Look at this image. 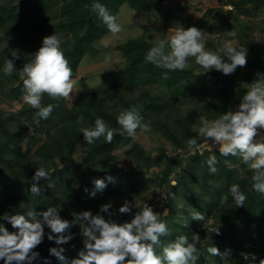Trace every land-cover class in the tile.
I'll list each match as a JSON object with an SVG mask.
<instances>
[{"label":"trees","instance_id":"trees-1","mask_svg":"<svg viewBox=\"0 0 264 264\" xmlns=\"http://www.w3.org/2000/svg\"><path fill=\"white\" fill-rule=\"evenodd\" d=\"M32 1H18L19 3L10 9H5L4 5L0 4V22L5 23L13 15L15 23H17L16 19L23 8L28 13L37 10L31 9ZM61 1L60 7L67 18L66 21L59 24L71 25L72 27L71 39L61 47L74 74L86 48L108 31L107 26L97 14L90 10L93 3L98 2L104 5L114 16L123 4H129L138 11H153L160 7L163 0ZM227 1L233 5L238 3L236 0ZM22 22L23 30L29 31L30 28L27 26L31 24L26 23V20ZM23 37L27 38L24 34ZM150 48L151 45L143 40L128 41L123 44L122 50L127 58V64L124 68L114 71L113 74L117 77H125L131 86H136L138 83L142 85L152 82L158 83L165 87V97L162 98L161 95L151 96L149 92H142L136 98L133 97L125 101L126 109L139 106V114L143 118V123H148V120L151 121L156 130L172 143L174 149L188 150L186 142L190 138L197 139L199 146L205 138L199 135L194 126L200 118L196 112V106H190L185 113H182L176 104L178 97L186 98L189 93L193 94L196 81L193 70L168 72L169 78L167 80L162 79L163 74L167 72L166 69L145 63V56ZM32 59L33 57L27 61L30 62ZM5 61V56L0 54V66ZM236 73V79L223 77L216 72L211 73L217 81L229 87L233 86V90L223 93L219 100L211 104V109L204 116L206 119H217L220 114L237 109L239 103L236 106V101L233 103L232 97L235 95L243 97L248 90L241 85L240 71ZM22 89L23 87L20 86L12 89V92L18 96ZM111 100L110 89L81 92L77 95L72 107L68 109L65 107L63 98L53 100L45 95L43 104L45 106L54 104L56 107L47 120H40L38 123L35 119V109L31 107L22 108L19 111L20 114L27 110L30 111L28 112L29 118H27L28 125L22 121H19V124L12 123L15 118H20L19 113V116L13 113L5 115L0 111V216L5 213L26 215L32 209L36 213H42L47 211L49 207H55L60 217L69 221H72L73 214H79L83 211H90L93 215L99 213L106 220L111 219L117 224L131 221L135 212L119 213V208L122 205L112 201L111 198L131 195L138 188L133 185L137 171L136 168L128 170L126 172L128 175H126L123 171L117 170V159L112 154V147L118 142L125 145L131 144L132 152L136 150L143 153L144 150L133 142V138L127 137L126 134L121 135V128L116 119L119 113H115L113 100ZM81 115L84 117V123L77 124L76 120ZM160 115L165 117L160 118ZM97 117L102 118L110 128L116 130L111 143L106 142L104 137L95 140L92 144H87L84 140L81 129L94 127ZM30 126H33L36 131L40 128L45 129L48 139L38 145L33 156L27 157L22 154L20 142ZM79 143L84 146L85 159L83 164L90 169V176L87 179L79 180L78 183H73L68 177V172L75 165L74 154ZM135 155L136 160L140 159L139 155ZM213 155L217 157L215 166L218 171L215 174L209 173L207 161L210 154L195 152L183 163L184 167L180 176L178 174V185L174 187V190L178 186L185 188L187 197L192 200L194 210L203 213L205 216V213L214 212L224 224V229L220 231V236H211L210 238V236H206L207 230L204 228V222L194 221L192 224L194 232L189 233L187 228L180 226L177 222L173 223L171 231L177 233L182 230L183 235L188 236L189 242H191L192 234H199L201 239L197 244V264H205L204 255L207 253V248L218 238H227L228 244L233 250L241 249L244 243H249L252 246L250 247L251 253L256 256V260L252 264H259V261L264 259V195L252 189V170L242 162L239 156L224 157L220 155L219 151H214ZM59 160L62 167L58 164ZM168 160H172L171 168L181 165L177 158ZM41 166L47 168L50 177L33 181L32 178L36 169ZM236 166L242 167L241 172ZM171 168L162 172L164 179L169 176ZM111 172L114 175L110 176L111 180H107L106 187L103 190H96L94 181L97 180V177ZM183 173L185 175L182 176ZM33 183L41 189L39 196H34L30 191ZM48 183H51L54 189H51ZM233 184H238L247 197L243 207L237 208L229 193V188ZM202 191H204V195L208 194L212 199L214 198L209 205H205V200L202 199ZM92 193L95 195H91ZM223 198L224 202L222 203ZM105 204H111L109 209L111 215L100 212V207ZM189 213V211L185 212L186 215ZM37 219L40 217L38 216ZM188 219L191 218L188 217ZM0 223L9 232L16 231L6 221L0 220ZM243 227L247 236L242 239L240 246H238L236 239L241 234L240 231H244ZM49 231L47 227L44 228L46 234ZM70 232L74 238L68 244L60 246L65 248L64 255L69 262L72 260L68 257L70 250L76 247L80 250L83 248L78 234V225H74ZM52 247H56L55 243L49 241L45 235L43 242L34 249L39 253L40 258L33 264H44L45 260L48 264H61L54 256L49 255V249ZM159 251L158 249V253ZM0 264H4V262L0 260Z\"/></svg>","mask_w":264,"mask_h":264},{"label":"rangeland","instance_id":"rangeland-1","mask_svg":"<svg viewBox=\"0 0 264 264\" xmlns=\"http://www.w3.org/2000/svg\"><path fill=\"white\" fill-rule=\"evenodd\" d=\"M18 1L20 2L21 0H0V4H3L5 9H10L16 6L19 3ZM236 2L238 3L233 5L227 0H163L160 7L153 11H138L129 4L121 5L114 16L117 22L122 24L124 30L118 35H113L108 30L86 48L73 74V79L78 81V86L81 90L76 93L74 90L73 94H70L72 96L70 101L64 99L65 107L71 108L79 93L94 90L103 91L110 89L116 114L126 110V100L133 97L136 98L142 92H149L151 96L161 95L164 98L166 89L158 83L152 82L143 85L138 83L136 86H131L128 79L117 77L113 74L114 71L124 68L127 64L122 45L128 41L143 40L153 47L159 40L168 39L172 34L169 31L170 29L174 30L179 26L185 30L189 27H196L209 35L205 38L207 50L217 52L220 48L236 45H243L247 49L246 66H238L230 75H224L216 70L205 72V69L195 63L194 58H189V63L191 64L189 69H192L194 76H196L195 90L193 94L189 93L186 95V98L178 97L176 104L182 113H185L188 107L196 106V112L200 118L194 126L198 130L204 120L212 121V119L204 117L211 109V104L219 100L223 93L233 90V86L229 87L217 81L211 73L216 72L223 77L236 79V72L240 71L242 77L241 85L247 90L248 88L245 84L252 83L257 78V73L264 75V0H236ZM61 4V0H33L31 9L37 10L28 13L23 8L16 19L17 23H15L13 15L5 23L0 22V54L4 55L6 60H12L11 51L18 49L20 55L19 59L14 60V67L17 71H14L11 76L4 74L5 62L0 66V111L5 115L13 113L19 116V111L22 108L30 107L22 99L24 88L18 96L14 95L12 89L23 87L19 70L24 64L29 63L27 59H31L32 55L42 46L43 38L53 34L59 35L62 40L61 46L71 39V25L63 26L59 24L66 21L67 18L60 7ZM37 5L38 7L36 8ZM15 13H17V10H15ZM23 20L31 24L28 26L26 24L30 28L27 32L21 27ZM230 31L233 33L231 36L228 34ZM23 34L27 38L23 37ZM219 54L223 56L222 52ZM224 60L227 62L226 57ZM232 98L233 103L236 101V106L242 99V97L237 95ZM26 112L20 114V118H15L12 123L15 124L16 122V124H19V121H22L28 125L27 118H29L28 112L30 111L27 110ZM163 117L165 116L160 115V118ZM147 124L149 125L148 129H139L133 139V142L144 150L143 153L136 150L132 152V149L128 148V144L125 145L118 142L112 147V154L117 159V170L126 174L128 170L136 168L137 173L133 180V185L138 188L131 195L115 196L111 200L121 205L125 201L132 203L133 208L131 211L133 212L139 211L143 203H146L155 213L161 215L160 219L168 224L170 231L173 223L177 222L180 226L187 228L189 233L194 232L192 225L194 220L188 219V217H192L194 211L192 200L187 197L185 188L178 186L174 190L172 183L175 181L176 186L178 185L177 179L184 167L183 163L189 156L195 152H206L212 155L214 151H219L220 146L208 139V144L204 140L197 148L191 151L189 149H174L172 143L156 130L151 121L148 120ZM262 136H264V131H261L260 135L255 139L259 141ZM46 139H48V136L45 129L40 128L36 131L33 126H30L20 142L22 154L27 157L33 156L38 145ZM208 145L211 148V152L208 150ZM83 147L82 143L76 146L74 154L75 165L68 172V177L73 183H78L79 180L87 179L90 176V169L83 164L85 159ZM135 154L139 155L140 159L136 160ZM171 158H177L181 165L171 168L170 163L172 160H168ZM236 167L241 172L242 167ZM168 168L172 170L169 176L164 179L162 172ZM112 175H114L113 172L99 176L97 179L103 180L106 185L107 178ZM48 184L51 189H54L51 183ZM203 193L204 191H202V199L205 200V205H209L214 198L212 199L208 194L204 195ZM173 195L174 198L172 197ZM221 202H224V198ZM165 210H167V214L164 213ZM186 211L190 212L189 215L185 214ZM205 214V221L203 222L206 230L218 224L221 225L219 231L224 229V224L214 212ZM80 231L78 226V234L81 241H83ZM240 232L241 234L236 239L238 246H240L242 239L247 236L245 228L244 231ZM183 233L182 230L177 233H172L171 231V235L164 238V244L174 241ZM206 234V236H220L214 233L209 234L206 232ZM211 247L218 248L221 253L229 250L230 254L224 261L219 256H211L207 252L204 255L205 264L253 263V261L245 260L242 256V254L255 256L250 251L252 246L249 243H244L241 249L233 250L228 244L227 238H218ZM79 251L80 249L77 247L71 249L68 256L69 259L76 258Z\"/></svg>","mask_w":264,"mask_h":264},{"label":"clouds","instance_id":"clouds-1","mask_svg":"<svg viewBox=\"0 0 264 264\" xmlns=\"http://www.w3.org/2000/svg\"><path fill=\"white\" fill-rule=\"evenodd\" d=\"M90 10L97 14L111 34L118 35L124 30L122 24L117 22L116 17L111 15L104 5L93 3ZM169 31L172 34L168 39L159 40L145 56V63L167 70L162 76L164 80L169 78L168 72L189 69L191 67L189 58H194L195 63L205 69V72L216 70L224 75L232 74L238 66H246L247 49L243 45L220 48L213 52L206 49L205 38L209 35L196 27L185 30L179 26ZM228 34L233 35L231 31ZM61 44L59 35L53 34L43 38L42 46L32 55L33 59L19 70L24 88L22 99L25 104L37 110L35 113L37 123L40 120H47L56 107L54 104L46 106L43 104L45 95L53 100L63 98L70 101L72 99L70 94H73L74 90L75 93L81 90L78 81L73 79V70ZM221 52L223 56L219 54ZM11 56L13 59L6 60L3 69L7 76L17 71L14 60L20 58L19 50H12ZM225 57L227 62L224 60ZM256 76L252 83L245 84L248 91L235 111L228 110L212 121L204 120L198 132L205 138L206 143L211 139L214 144L220 146V155L239 156L252 170V189L264 195V136L259 141L255 139L264 131V75L257 73ZM139 112V106L119 112L116 119L121 128V135L126 134L127 137L134 139L137 129H148L149 125L143 123ZM76 123L83 124L84 117L79 116ZM81 131L87 144H92L101 137L111 143L116 130L110 128L102 118L97 117L94 127H85ZM186 143L190 151L198 147L195 138L188 139ZM131 147L129 144L128 148ZM208 150L211 152L209 145ZM207 164L210 174L218 171L215 166L216 155H210ZM49 177L47 168L41 166L36 169L32 179L39 181ZM107 179L111 180V177ZM94 185L96 190H103L106 187L105 182L100 179L95 180ZM172 186H176L175 181ZM30 191L34 196H39L41 189L33 183ZM229 193L237 208L243 207L247 197L240 186L231 185ZM91 195L94 196L95 193ZM172 197L174 198V195ZM110 208L111 204L102 205L100 212L109 213ZM132 208V203L125 201L119 208V213L128 214ZM58 213L55 207H49L42 213H36L32 209L26 215L5 213L0 216V220L6 221L16 230L9 232L0 223V260L4 264H33L40 258L34 249L47 235V239L56 245L49 249V255L54 256L61 264H197V244L201 239L199 234H192L191 242L188 236L180 235L174 241L164 244L162 238L171 235L169 226L160 219L161 215L155 213L146 203L135 212L130 222L123 224H117L111 219L106 220L99 213L93 215L90 211L73 214L72 221L62 219ZM164 213L167 214V210ZM38 216L40 219H37ZM191 219L205 221V215L194 210ZM74 225L80 227L83 248L77 257L69 262L64 255L65 248L60 246L68 244L74 238L70 232ZM45 227L50 230L47 234L44 232ZM220 227V224L211 226L207 233L220 235ZM209 236L211 238V235ZM207 252L211 256H219L224 261L230 254L229 250L221 253L218 248L211 246L207 248ZM242 256L248 261L256 260L254 255ZM44 264L48 262L45 260ZM259 264H264V259H261Z\"/></svg>","mask_w":264,"mask_h":264}]
</instances>
